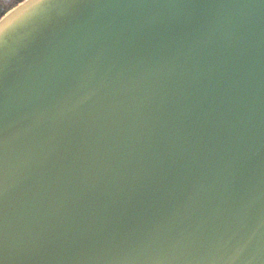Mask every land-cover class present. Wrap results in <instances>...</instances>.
I'll list each match as a JSON object with an SVG mask.
<instances>
[{
  "label": "water",
  "instance_id": "obj_1",
  "mask_svg": "<svg viewBox=\"0 0 264 264\" xmlns=\"http://www.w3.org/2000/svg\"><path fill=\"white\" fill-rule=\"evenodd\" d=\"M0 264H264V0L9 11Z\"/></svg>",
  "mask_w": 264,
  "mask_h": 264
},
{
  "label": "trees",
  "instance_id": "obj_2",
  "mask_svg": "<svg viewBox=\"0 0 264 264\" xmlns=\"http://www.w3.org/2000/svg\"><path fill=\"white\" fill-rule=\"evenodd\" d=\"M25 0H0V20Z\"/></svg>",
  "mask_w": 264,
  "mask_h": 264
}]
</instances>
